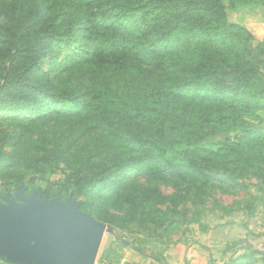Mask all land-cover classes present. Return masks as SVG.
<instances>
[{
    "label": "trees",
    "instance_id": "trees-1",
    "mask_svg": "<svg viewBox=\"0 0 264 264\" xmlns=\"http://www.w3.org/2000/svg\"><path fill=\"white\" fill-rule=\"evenodd\" d=\"M254 40L222 0H0V181L98 192L118 231H207L216 190L264 185Z\"/></svg>",
    "mask_w": 264,
    "mask_h": 264
},
{
    "label": "rangeland",
    "instance_id": "rangeland-1",
    "mask_svg": "<svg viewBox=\"0 0 264 264\" xmlns=\"http://www.w3.org/2000/svg\"><path fill=\"white\" fill-rule=\"evenodd\" d=\"M222 1L226 6L227 16L230 21L234 23L243 22L247 29H249V31L256 36L254 37V41L256 43L258 41H263L264 36H261V33L264 31L263 5L259 7L245 5V0ZM64 50L74 52L70 55L68 61H66L63 57L66 53ZM77 54L79 55L80 52L77 51ZM55 58L58 62V65H55V70L60 71L63 67L70 65V62L76 59V49H64L61 47L57 50ZM45 67L48 69V67L50 68L54 66L50 64ZM67 72L71 73V70H68ZM260 114L264 118V112H261ZM52 122L53 120L51 119L46 121V123L51 124ZM260 125L264 129V121L260 123ZM8 127L11 131L19 128L15 127V125H10ZM44 129H49V126L45 125ZM19 187H22L26 194L29 193L27 192L28 186L24 183V181L16 185L11 184L6 180L0 181V201H3L4 197H14L18 200L16 194L18 193ZM38 187H43V183L38 184ZM31 191H36L42 197L46 196L42 195V193L38 192L36 189ZM250 192L251 195L248 196L238 189L216 190V196L222 205L228 208L217 207L206 212L203 217V221L209 227L207 231H253L254 235H259L260 233L264 235V185H262L260 189H257L255 186L251 187L249 189V193ZM98 194V192H95L96 196ZM61 196L65 198L62 199L60 196L56 197H59L62 200L70 197L75 199L81 206L82 198H76L68 194ZM95 197L89 201V206L82 211L90 214L96 221L108 224L105 220V211L107 208L102 206L101 203H96L94 200ZM251 207L254 208L250 210ZM195 231H200L197 224L190 225L188 228L184 226L179 231L168 232L135 230L118 231L114 228L113 233L103 232L98 245L94 264H109V261L115 259H117L119 263L123 258L128 257V252L135 251L134 247L141 249L146 255L162 256L170 244L181 240L184 237H191ZM261 241L264 240L262 239ZM260 247L264 250L263 246ZM108 248L111 250H108ZM116 255H120V257L116 258ZM0 264L10 263L0 258Z\"/></svg>",
    "mask_w": 264,
    "mask_h": 264
},
{
    "label": "water",
    "instance_id": "water-1",
    "mask_svg": "<svg viewBox=\"0 0 264 264\" xmlns=\"http://www.w3.org/2000/svg\"><path fill=\"white\" fill-rule=\"evenodd\" d=\"M0 201V258L10 264H94L103 232L72 198H48L19 187Z\"/></svg>",
    "mask_w": 264,
    "mask_h": 264
},
{
    "label": "crops",
    "instance_id": "crops-1",
    "mask_svg": "<svg viewBox=\"0 0 264 264\" xmlns=\"http://www.w3.org/2000/svg\"><path fill=\"white\" fill-rule=\"evenodd\" d=\"M240 24L244 25L243 22ZM253 36L256 37L254 34ZM261 36H264V31ZM262 239L264 240L262 233L254 235L253 231H195L191 237H184L170 244L160 256L163 261L130 251L128 257L122 259V263L131 261L136 264H264V255L255 254V251L264 252L260 247L264 248Z\"/></svg>",
    "mask_w": 264,
    "mask_h": 264
},
{
    "label": "built area",
    "instance_id": "built-area-1",
    "mask_svg": "<svg viewBox=\"0 0 264 264\" xmlns=\"http://www.w3.org/2000/svg\"><path fill=\"white\" fill-rule=\"evenodd\" d=\"M127 264H136V263H134V262H131V261H128V263Z\"/></svg>",
    "mask_w": 264,
    "mask_h": 264
}]
</instances>
